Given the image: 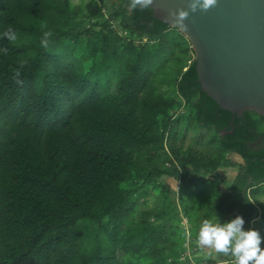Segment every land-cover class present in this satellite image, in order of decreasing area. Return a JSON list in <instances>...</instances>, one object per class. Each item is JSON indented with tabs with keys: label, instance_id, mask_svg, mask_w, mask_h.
Masks as SVG:
<instances>
[{
	"label": "trees",
	"instance_id": "1",
	"mask_svg": "<svg viewBox=\"0 0 264 264\" xmlns=\"http://www.w3.org/2000/svg\"><path fill=\"white\" fill-rule=\"evenodd\" d=\"M81 1L0 0V264H190L168 203L139 199L211 175L225 187L203 221L240 215L264 250V117L222 109L189 40L153 10ZM193 124L213 152L184 148Z\"/></svg>",
	"mask_w": 264,
	"mask_h": 264
},
{
	"label": "water",
	"instance_id": "2",
	"mask_svg": "<svg viewBox=\"0 0 264 264\" xmlns=\"http://www.w3.org/2000/svg\"><path fill=\"white\" fill-rule=\"evenodd\" d=\"M188 4L155 0L153 12L173 27L170 11L188 10ZM185 23L186 32L179 30L195 52L203 90L234 115L264 117V0H218L207 12L190 13Z\"/></svg>",
	"mask_w": 264,
	"mask_h": 264
},
{
	"label": "rangeland",
	"instance_id": "3",
	"mask_svg": "<svg viewBox=\"0 0 264 264\" xmlns=\"http://www.w3.org/2000/svg\"><path fill=\"white\" fill-rule=\"evenodd\" d=\"M113 2L114 0H106L108 12H110ZM81 4V0H71V5L75 11L82 9ZM116 28L119 29L117 26ZM171 71H175V69ZM171 78L172 76L166 77L169 81ZM193 126V130H187L183 134L184 148L192 147L206 154L213 152L214 149L208 144L211 139V131L207 132L205 129H199L196 124H193ZM230 157L236 162H241L235 155H230ZM224 172L226 170H219V173L222 174L219 178L227 180L226 183H230L236 174V169H228L227 172L229 173L225 175ZM162 181L169 190V196L168 192L164 193L165 191L159 187L155 191H148L147 195L142 196L139 199V204H141V208L156 209V207L166 202L168 203V206L171 207V210H169L171 211L170 216H173V221L171 222L174 226L173 238L178 242L174 250L180 251V249H183L186 254H189L190 264H206L205 261L197 262V258L201 260L204 258L211 259L217 262L214 264H229L228 261H225L226 257L223 254H216L212 249L199 246L197 242L198 229L203 223V215L206 211L213 208L220 197L221 189L225 186L213 175L207 177L197 176L192 179L187 178L181 186L175 180L163 179Z\"/></svg>",
	"mask_w": 264,
	"mask_h": 264
},
{
	"label": "clouds",
	"instance_id": "4",
	"mask_svg": "<svg viewBox=\"0 0 264 264\" xmlns=\"http://www.w3.org/2000/svg\"><path fill=\"white\" fill-rule=\"evenodd\" d=\"M155 0H129L130 10H153ZM218 5V0H189L188 10L180 8L170 11L169 15L174 20L172 26L186 32L188 25L185 23L190 13L197 11L207 12ZM46 28L47 25H43ZM51 31H44L41 44L48 47ZM9 41H15L17 34L11 29L3 33ZM7 52V49H3ZM23 66V65H22ZM20 72L16 71L13 77L17 83ZM245 219L237 215L229 222L221 223L218 215L205 219L198 233V245L212 249L217 253L230 254L235 264H264V250L261 248L262 237L255 229L244 230Z\"/></svg>",
	"mask_w": 264,
	"mask_h": 264
}]
</instances>
